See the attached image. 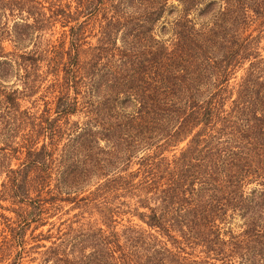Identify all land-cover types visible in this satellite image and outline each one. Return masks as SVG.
<instances>
[{
	"label": "trees",
	"instance_id": "1",
	"mask_svg": "<svg viewBox=\"0 0 264 264\" xmlns=\"http://www.w3.org/2000/svg\"><path fill=\"white\" fill-rule=\"evenodd\" d=\"M0 177V264H264V0H0Z\"/></svg>",
	"mask_w": 264,
	"mask_h": 264
},
{
	"label": "rangeland",
	"instance_id": "2",
	"mask_svg": "<svg viewBox=\"0 0 264 264\" xmlns=\"http://www.w3.org/2000/svg\"><path fill=\"white\" fill-rule=\"evenodd\" d=\"M174 16H175V14L164 15L163 21H170L173 19ZM61 31H62L61 26L59 24H57L53 29V35L51 38H29V39L21 41V42H23L22 44L21 43L16 44L15 42L8 39V40H5L3 42L4 50L7 52L8 51H19L20 52V51L25 50V49L28 50V49H31L33 47L34 42H35V44L36 45L38 44L40 48H46L47 47V49H49V51L53 53V48L55 46H57L59 44V42L62 40V38H59L61 36ZM118 42H120L119 39H118ZM11 83H12V81H10V82H9V80L6 81V84H11ZM45 87H46V84L42 87L41 91L38 92L37 95H40V94L41 95L42 94L47 95L48 93H47ZM40 104H41V101H40ZM101 144L104 145V142L102 141ZM17 163L18 162L14 160L12 162V166H16ZM135 168H136V165H133L132 169H135ZM1 180H2V178L0 177V184H1ZM249 187L253 188V187H255V185L250 184ZM0 203L3 206L7 205V203L5 201H0ZM0 211H3L5 214H8V215L12 214L11 212H9L7 210H2L1 208H0ZM240 224H241L240 218L238 216H234L225 225H226V228H231L232 230H236L239 228Z\"/></svg>",
	"mask_w": 264,
	"mask_h": 264
}]
</instances>
